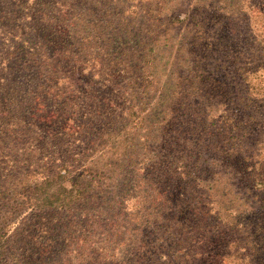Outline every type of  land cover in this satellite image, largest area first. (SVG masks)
Returning <instances> with one entry per match:
<instances>
[{
	"label": "trees",
	"instance_id": "obj_1",
	"mask_svg": "<svg viewBox=\"0 0 264 264\" xmlns=\"http://www.w3.org/2000/svg\"><path fill=\"white\" fill-rule=\"evenodd\" d=\"M55 244L264 264V0H0V264Z\"/></svg>",
	"mask_w": 264,
	"mask_h": 264
},
{
	"label": "rangeland",
	"instance_id": "obj_2",
	"mask_svg": "<svg viewBox=\"0 0 264 264\" xmlns=\"http://www.w3.org/2000/svg\"><path fill=\"white\" fill-rule=\"evenodd\" d=\"M54 217H57V215H54ZM58 249H60V247L55 244L53 247V250L49 251V253L45 254L44 258L41 259V264L43 263L44 264H58V261H57L59 260V250ZM39 263L40 261H38V264Z\"/></svg>",
	"mask_w": 264,
	"mask_h": 264
}]
</instances>
